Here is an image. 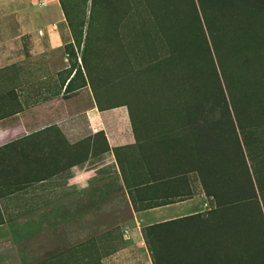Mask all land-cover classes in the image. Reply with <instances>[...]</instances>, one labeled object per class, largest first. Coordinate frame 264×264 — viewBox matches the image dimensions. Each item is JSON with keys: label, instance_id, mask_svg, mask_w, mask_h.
I'll return each instance as SVG.
<instances>
[{"label": "trees", "instance_id": "trees-1", "mask_svg": "<svg viewBox=\"0 0 264 264\" xmlns=\"http://www.w3.org/2000/svg\"><path fill=\"white\" fill-rule=\"evenodd\" d=\"M58 2L69 67L63 94L36 110L54 112L56 137L55 165L40 170L81 163L90 142L109 149L102 131L69 145L55 121L126 107L133 141L113 151L134 211L198 190L209 204L142 228L152 264H264V0ZM95 254L84 243L39 264H100L84 260Z\"/></svg>", "mask_w": 264, "mask_h": 264}, {"label": "crops", "instance_id": "crops-1", "mask_svg": "<svg viewBox=\"0 0 264 264\" xmlns=\"http://www.w3.org/2000/svg\"><path fill=\"white\" fill-rule=\"evenodd\" d=\"M51 1L59 11L56 22H61L60 4ZM40 7L44 6L38 0H0V264L46 260L53 256L49 254L56 246L55 232L74 223L82 224L74 230L95 231L90 237L67 238L69 247L86 243L100 252L84 260L152 264L142 228L204 211L208 199L198 190L183 201L134 211L113 151L133 141L124 107L101 111L94 106L55 121L69 145L102 131L109 149L90 142L88 157L81 163L57 173L40 170L55 165L56 137L49 129L54 112L46 117L36 110L54 103L67 84L62 86L57 79L62 69L39 82L41 56L49 55L48 49L40 48ZM25 113L30 116L25 118L29 128L24 132ZM71 147L67 145L76 150Z\"/></svg>", "mask_w": 264, "mask_h": 264}, {"label": "rangeland", "instance_id": "rangeland-1", "mask_svg": "<svg viewBox=\"0 0 264 264\" xmlns=\"http://www.w3.org/2000/svg\"><path fill=\"white\" fill-rule=\"evenodd\" d=\"M39 12L41 18L40 48L41 50L42 49L49 50L48 56H41V73H40L41 78L39 82H42L47 78L54 76L59 70L61 69L63 70L64 67L67 68L69 67V57L65 52L64 47L65 44H68L71 41V35L63 14H62V21L56 22L60 19V16H59V11L54 6L53 1L50 0L48 4L44 5V7H40ZM51 22H55V23H51ZM81 50L82 48L78 51V56H80ZM63 58L66 59L65 63H63L62 61ZM28 81L29 79L25 77L24 80L25 84L26 83L28 84L29 83ZM255 87L259 91L263 90L264 88L261 86L260 82H255ZM85 90L89 92V87L87 86ZM125 108L126 107L122 108V110H125ZM115 114L117 113L115 112ZM212 115L213 117H216L218 116V113L217 112L214 113L212 111ZM121 124L123 126L125 125L123 123V120ZM207 206L208 204L205 207ZM200 210H203V207H201ZM68 225L69 226L71 225L68 230H59L55 232L56 246L52 251L53 253L51 252L49 255L53 254V256L55 257L58 255H62V257L65 258V256H67L65 255V253L72 249V247L67 246V238L74 241L83 237H90L95 234L94 229L85 230L84 232L73 229V227H78L81 226L82 224L74 223ZM84 225L93 226V223H86ZM60 243H62L63 245L60 246ZM39 263L40 262H32V261L24 262V264H39Z\"/></svg>", "mask_w": 264, "mask_h": 264}, {"label": "built area", "instance_id": "built-area-1", "mask_svg": "<svg viewBox=\"0 0 264 264\" xmlns=\"http://www.w3.org/2000/svg\"><path fill=\"white\" fill-rule=\"evenodd\" d=\"M40 6H44L47 3V0H38Z\"/></svg>", "mask_w": 264, "mask_h": 264}, {"label": "bare ground", "instance_id": "bare-ground-1", "mask_svg": "<svg viewBox=\"0 0 264 264\" xmlns=\"http://www.w3.org/2000/svg\"><path fill=\"white\" fill-rule=\"evenodd\" d=\"M47 4V3H46Z\"/></svg>", "mask_w": 264, "mask_h": 264}]
</instances>
